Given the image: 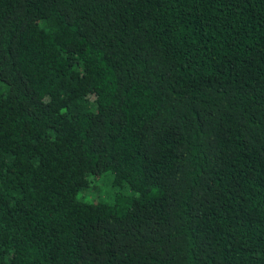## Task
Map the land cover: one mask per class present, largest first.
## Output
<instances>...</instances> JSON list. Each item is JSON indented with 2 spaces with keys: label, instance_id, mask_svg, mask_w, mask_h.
<instances>
[{
  "label": "trees",
  "instance_id": "1",
  "mask_svg": "<svg viewBox=\"0 0 264 264\" xmlns=\"http://www.w3.org/2000/svg\"><path fill=\"white\" fill-rule=\"evenodd\" d=\"M0 264H264V0H0Z\"/></svg>",
  "mask_w": 264,
  "mask_h": 264
},
{
  "label": "rangeland",
  "instance_id": "2",
  "mask_svg": "<svg viewBox=\"0 0 264 264\" xmlns=\"http://www.w3.org/2000/svg\"><path fill=\"white\" fill-rule=\"evenodd\" d=\"M109 173L106 172L102 176L92 177L90 180V185H93V190H91V195L93 197H106L110 191V185L108 183Z\"/></svg>",
  "mask_w": 264,
  "mask_h": 264
}]
</instances>
